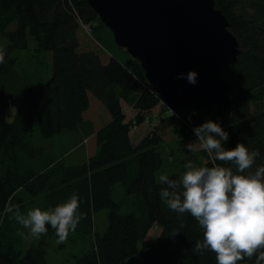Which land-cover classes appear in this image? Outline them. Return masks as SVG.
I'll list each match as a JSON object with an SVG mask.
<instances>
[{
    "label": "trees",
    "instance_id": "obj_1",
    "mask_svg": "<svg viewBox=\"0 0 264 264\" xmlns=\"http://www.w3.org/2000/svg\"><path fill=\"white\" fill-rule=\"evenodd\" d=\"M215 1L242 52L236 63L220 71L234 84L228 112L222 121L214 114L209 120L228 132L227 150L239 143L249 151L259 150L249 170L254 171L264 165V0ZM88 26L110 54L107 61L95 50L82 49L80 32ZM2 37L7 43L0 46L6 50L0 64V264H50L42 245L50 235L58 249L68 253L70 264H136L140 253L144 264H217L215 253L192 250L203 238L195 218L185 213L178 219L159 197L166 138L154 128L138 143L132 139L133 131L161 106L166 120L180 128H174L178 140L170 154L178 150L194 166L212 167L206 151L186 147L193 128L208 121L202 114L209 112H198L192 125H180L141 63L118 47L87 0H0ZM31 38L37 52L52 53V74L44 84L33 82L16 56L29 50ZM90 94L111 117L98 130L84 119ZM90 134L96 135V153L70 163L61 139L72 135L78 143ZM215 165L235 171L230 162ZM182 175L168 174L173 179ZM73 194L79 197L78 213H86V219L64 243L50 225L47 234L31 237L14 218L16 207L26 216L34 208L54 209ZM104 210L108 222L100 232L95 217ZM154 227L159 235L147 240ZM175 230L180 233L171 237ZM238 264H255V257Z\"/></svg>",
    "mask_w": 264,
    "mask_h": 264
},
{
    "label": "clouds",
    "instance_id": "obj_2",
    "mask_svg": "<svg viewBox=\"0 0 264 264\" xmlns=\"http://www.w3.org/2000/svg\"><path fill=\"white\" fill-rule=\"evenodd\" d=\"M6 50L0 48V64L5 62ZM195 71L178 75L193 86L197 83ZM196 143L186 147L191 150L198 143L213 159L214 166H194L190 161L179 178L161 175V201L181 219L189 213L203 230L202 240L192 249L199 255L211 251L216 254L217 264H238L246 258L255 257V264H264V165L249 171L260 156L259 150L249 151L243 143L234 150H227L224 142L229 134L219 123L212 120L193 128ZM213 153L215 155L213 156ZM215 161L230 162L232 167L215 165ZM79 197L73 194L67 202L54 209L34 208L25 216L15 208L14 218L30 230L31 237H39L51 229L56 232L58 242L64 243L69 232L86 219V213H78ZM8 211H12L11 208ZM181 223V227H183ZM180 232L175 230L171 237ZM22 238L23 232H18Z\"/></svg>",
    "mask_w": 264,
    "mask_h": 264
},
{
    "label": "water",
    "instance_id": "obj_3",
    "mask_svg": "<svg viewBox=\"0 0 264 264\" xmlns=\"http://www.w3.org/2000/svg\"><path fill=\"white\" fill-rule=\"evenodd\" d=\"M87 1L171 109L225 118L234 84L220 71L242 51L215 0ZM190 71L198 74L195 86L176 78Z\"/></svg>",
    "mask_w": 264,
    "mask_h": 264
},
{
    "label": "rangeland",
    "instance_id": "obj_4",
    "mask_svg": "<svg viewBox=\"0 0 264 264\" xmlns=\"http://www.w3.org/2000/svg\"><path fill=\"white\" fill-rule=\"evenodd\" d=\"M13 29H15V25L12 26L10 30ZM80 38H81L83 50H89V49L95 50L102 55L105 61H107L111 57L110 54L94 40L89 26L87 28L81 29ZM5 43H7L6 40L3 37L0 38V46ZM36 46H37L36 41L33 38H31L29 50L18 51L16 53V56H18V61L20 65L28 73L32 81L37 84H44L45 82H47V80L51 77L52 74V53L46 51L37 52L35 50ZM90 98L92 99L91 108L90 110L88 109L89 112L86 114V117L90 120H93L96 125H99L100 123H104L107 120L106 117L107 109L97 98L93 96V94H90ZM164 114L166 113L164 109L160 106L155 111L148 114L146 122L143 123V125L140 126L138 130H134V133L137 132L136 134H138L139 136H143L155 128L158 129L160 133L166 138V142H168V147L165 157L166 165L158 173V178H160L161 175H168L171 172H176V171L183 174L186 171L185 165L189 162L187 157L185 155H182L181 151L178 150L174 151L175 155L170 154L173 153V151H171L172 143L178 140L177 134L174 133L175 132L174 128H179V126L175 121L171 119L166 120L167 114L166 115ZM212 115L213 113L209 112L206 114H202V117L205 120H209L212 117ZM179 124L185 125L184 123H181V121H179ZM75 138L76 137L72 135H66L63 139H61V142L64 145L66 151V159H68L70 163H78L81 162V160H85L88 157V155L92 153L93 150L95 149V141L93 139L92 140L85 139L81 143H77V140ZM189 140L190 143L197 142V137L194 135V133H192V136L190 137ZM224 147L226 148L225 144ZM191 150L200 153L203 151L199 148L198 143L194 145V147ZM206 156H207L206 158H209L208 155ZM206 158L204 161H207ZM107 214L108 211L104 210L99 212L95 217V220L97 222V227L100 232H104L106 230L107 222H108ZM159 233H160L159 228L154 227L150 231L147 240H152L153 238L157 237ZM42 245L46 250V255L50 264H70L68 262V258H69L68 253L61 249H58L57 240L52 235L47 237V239L42 242ZM136 264H144V258L142 253H140Z\"/></svg>",
    "mask_w": 264,
    "mask_h": 264
},
{
    "label": "crops",
    "instance_id": "obj_5",
    "mask_svg": "<svg viewBox=\"0 0 264 264\" xmlns=\"http://www.w3.org/2000/svg\"><path fill=\"white\" fill-rule=\"evenodd\" d=\"M91 103H92V99L90 98V108H91ZM90 108H89V110H90ZM89 110H87L86 112H85V114H84V119L86 120V121H90L93 125H94V127H95V129L96 130H98L99 128H101L103 125H105L107 122H109L110 121V119H111V117H110V114L109 113H107V111H106V117H107V120L104 122V123H100L99 125H96L95 124V122L93 121V120H90V119H88L87 117H86V114L89 112ZM140 127H138L136 130H138ZM137 132H135L134 133V131H133V133H132V139H133V142L134 143H138L145 135H143V136H139L138 134H136ZM85 139H93L94 141H95V149L93 150V152L92 153H90L89 155H88V157L87 158H89V157H91V156H93L95 153H96V151H97V141H96V135L95 134H90V135H85V136H83L82 137V140H80V142H78V143H81L83 140H85ZM86 140V141H87ZM195 152V151H194ZM86 158V159H87ZM85 159V160H86ZM81 161H83V160H81Z\"/></svg>",
    "mask_w": 264,
    "mask_h": 264
},
{
    "label": "built area",
    "instance_id": "obj_6",
    "mask_svg": "<svg viewBox=\"0 0 264 264\" xmlns=\"http://www.w3.org/2000/svg\"><path fill=\"white\" fill-rule=\"evenodd\" d=\"M164 105L168 109V112L171 115L177 116V119L179 118L178 120L181 121V123H184L185 125H188V126L194 123V117L197 115L198 113L197 111L176 112L173 109H171L165 102H164Z\"/></svg>",
    "mask_w": 264,
    "mask_h": 264
}]
</instances>
